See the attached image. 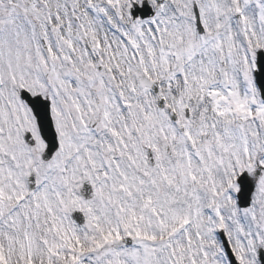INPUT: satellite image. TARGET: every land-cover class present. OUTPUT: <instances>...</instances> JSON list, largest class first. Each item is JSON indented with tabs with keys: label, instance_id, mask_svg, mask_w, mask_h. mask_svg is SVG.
<instances>
[{
	"label": "snow or ice",
	"instance_id": "1",
	"mask_svg": "<svg viewBox=\"0 0 264 264\" xmlns=\"http://www.w3.org/2000/svg\"><path fill=\"white\" fill-rule=\"evenodd\" d=\"M0 264H264V0H0Z\"/></svg>",
	"mask_w": 264,
	"mask_h": 264
}]
</instances>
